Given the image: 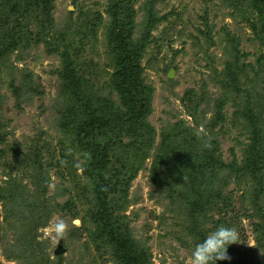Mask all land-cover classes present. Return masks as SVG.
Here are the masks:
<instances>
[{
  "label": "rangeland",
  "instance_id": "374dc122",
  "mask_svg": "<svg viewBox=\"0 0 264 264\" xmlns=\"http://www.w3.org/2000/svg\"><path fill=\"white\" fill-rule=\"evenodd\" d=\"M4 2L7 6L11 1ZM108 3L109 0H56L50 28L55 32L39 42L25 40L29 32H38L41 24L38 15L32 19L17 14L11 17V25L25 27L20 29L23 34L16 29L18 38L22 36L25 41H20L18 46L24 52L22 55L19 51L11 54L10 64L13 63L14 70L0 77V134L5 138L0 150L7 149L6 146L12 148L17 142L21 153L27 154L28 148L37 146L43 156L41 164L46 179L40 180L34 170L26 168L22 156L9 151L5 154L6 162L17 158L16 169L11 173L0 159V188L6 186L8 176L12 175L26 186L24 199L35 205V211L41 204L40 213L34 215L30 226L39 225L37 234L25 226L24 219L29 220L28 216L22 221L16 220L13 228L1 233L0 264H114L110 249L95 245L84 232L94 229L89 221L94 209L90 196L92 185L83 172L84 153L72 146L59 126L66 101L58 95L60 58L58 53H52L63 49L57 45L60 42L69 47L80 71L86 74L83 78L89 79V87L99 97L116 101V95L110 94L106 87L112 71L106 45L110 20L106 12ZM247 4L248 0L154 1L152 15L158 21L151 24L141 66L144 82L151 88V112L147 120L155 130L156 146L161 141L162 130L180 136L215 134L225 163L231 162L233 157L237 160L243 157V150L250 143L243 114L245 108L251 107L253 99L245 94L239 95V99L234 96L222 81L221 71L226 70V64L233 59H238L244 69L247 65L257 68L256 59L264 54L251 25L256 17L244 8ZM3 5L0 0V8ZM147 5L148 0L135 4L137 27L133 39L140 37L142 23L146 20L143 6L146 9ZM2 10L0 18L5 19L8 9ZM39 18L44 27L43 18ZM58 37L60 40L56 41ZM28 40L32 39L28 37ZM244 69L242 74L247 78L242 80L243 90H252L254 76ZM170 71L172 78L168 77ZM261 78L256 89L264 95V74ZM14 89H18V96ZM186 94L193 95L194 101L199 103L193 117L184 105ZM221 97L222 127L217 125L208 133L204 128L213 122L216 101ZM127 139L123 136V148L111 155L110 176L133 166L131 158L122 157ZM155 152L154 148L151 155L145 156L142 169L130 182L126 199L118 202L115 216L134 240L149 249L152 264H187L196 242L191 224L197 218L189 200L173 192L158 191L150 181ZM125 166V170H120ZM220 178L225 180V190L232 201L227 208L219 213L214 210L210 215L213 220L222 219L226 226L235 227L239 232V242L227 249L230 264H264V200L250 201L248 194H244V183L230 178L228 171ZM179 182L178 190L182 179ZM52 204L58 207L53 213L49 210ZM3 218L0 202V221ZM61 219L67 222L68 231L63 238H57L54 225ZM212 224L210 221L205 226L209 229ZM59 240L63 242V256L54 255Z\"/></svg>",
  "mask_w": 264,
  "mask_h": 264
},
{
  "label": "trees",
  "instance_id": "16d2710c",
  "mask_svg": "<svg viewBox=\"0 0 264 264\" xmlns=\"http://www.w3.org/2000/svg\"><path fill=\"white\" fill-rule=\"evenodd\" d=\"M2 1L4 5L0 11L6 4L4 0ZM10 1L5 6L8 9L6 18H0V77L1 74H8L10 70H14L13 63L10 64L12 52L19 51V55L24 53L21 47H18L20 41L21 43L25 40L39 42L55 32L50 31V28L53 24L52 11L56 0ZM138 1L109 0L106 9L110 17L106 45L109 49L112 70L108 75L106 87L110 94L116 95V101L99 97V94L89 87V79L83 78L86 74L80 71L81 67L76 64L75 56H71L69 47L60 42L57 45L63 49L60 52L59 50L52 52L58 53L60 58L62 67L57 72L58 95L64 97L66 101V109L60 118L59 126L70 139L72 146L84 153L83 172L92 185L90 196H92L94 209L89 214V221L94 229L84 232L95 245L101 246L102 249H110L111 254H114V260L112 259L114 264H152L149 249L134 240L123 228L124 226L120 225L119 218L117 219L115 215L118 202L126 199L130 182L142 169L145 156L148 153L151 155L154 148L156 152L150 167V181L158 191L173 192L189 200L188 203L197 218L191 224V232L196 237V242L217 227L226 226L222 219L213 220L210 215L214 210L219 213L220 210L227 208L228 203L232 201L231 196L226 193L225 180L220 178L225 171H228L230 178L235 177L244 183V194H248L250 201L255 203L264 200V95L263 91L259 92L256 89L257 81L262 82L261 75L264 74L262 66L264 54L257 57V68L254 65H247V69H244L238 59H233L226 64V70L221 71L222 81L235 94L234 96L239 99V95L245 94L253 99L251 107L245 108L243 114L244 120L247 121L246 129L250 132V143L243 150V157L240 160L233 157L229 163L223 161L215 134L214 136L213 134L190 135L187 133L180 136L162 130L161 141L156 146L155 130L147 120L151 112V88L145 84L142 77L141 59L147 45L151 24L157 22L158 18L152 15L151 7L155 0H148L147 8L143 6L146 20L142 23L140 37L133 39L132 36L137 27L135 4ZM244 8L252 11V15L256 17V21L251 24L254 31L252 32L259 46L264 48V0H248ZM13 14L21 18L25 16L26 19H32L34 15H38L41 23L38 32L36 34L29 32L25 40L22 36L18 38L16 29L23 34L20 29L25 27L22 24H10ZM39 17L43 18L44 27ZM206 25L205 23L204 26ZM28 37L32 40H28ZM189 37L192 38V34ZM59 40L58 37L56 41ZM243 69L254 76L255 86L252 90H243L242 80L247 78V75L242 74ZM14 90L18 96V89ZM184 99H186L184 102L186 110L193 117L199 103L194 101L193 95L190 97L186 94ZM190 99L193 100L191 104ZM222 107L221 97L216 101L215 113L211 120L213 122L204 128L208 133L217 125L222 127L220 124L224 120ZM1 128L0 124V130ZM123 136L128 137V144L122 149V157H129L134 163L132 168L126 169L127 166H125L120 169H126L125 171L115 172L110 176L108 167L112 164L111 155H115L123 148ZM4 140L2 133L0 144ZM6 148L0 150L2 161L8 151L22 156L26 168L34 170L40 180L42 177L46 179L44 177L46 172L41 164L43 156L40 155L37 146L33 149L28 148L27 154L21 153V147L17 142L12 145V148L8 146ZM142 156L143 158L140 159ZM13 159L12 162L4 160V167L9 173L16 169L17 158L15 161ZM180 179H182L181 188L178 190ZM5 185L0 188V202L4 213V218L0 221V235L5 230L13 228L16 220L22 221L27 216L29 220L24 219L25 226L30 227L33 225L34 215H39L41 208L39 204L38 210L35 211V205L24 199L26 186L12 175L8 176ZM57 208L55 204H52L49 210L53 213ZM210 221L213 224L208 229L205 224ZM201 223L204 224L203 228ZM37 226L39 225L30 227L32 229L30 231L37 234ZM35 237L33 236L34 239ZM216 264H230V262L229 259L218 260Z\"/></svg>",
  "mask_w": 264,
  "mask_h": 264
},
{
  "label": "clouds",
  "instance_id": "9594fccd",
  "mask_svg": "<svg viewBox=\"0 0 264 264\" xmlns=\"http://www.w3.org/2000/svg\"><path fill=\"white\" fill-rule=\"evenodd\" d=\"M55 235L63 238L68 231L67 222L62 219L55 225ZM239 232L235 227L219 226L195 243L187 264H216L218 260L230 259L227 255L229 245L239 242Z\"/></svg>",
  "mask_w": 264,
  "mask_h": 264
},
{
  "label": "water",
  "instance_id": "95a60500",
  "mask_svg": "<svg viewBox=\"0 0 264 264\" xmlns=\"http://www.w3.org/2000/svg\"><path fill=\"white\" fill-rule=\"evenodd\" d=\"M168 77L172 78V71L168 73ZM62 254H64L63 242L62 240H59L54 250V255L58 256Z\"/></svg>",
  "mask_w": 264,
  "mask_h": 264
}]
</instances>
